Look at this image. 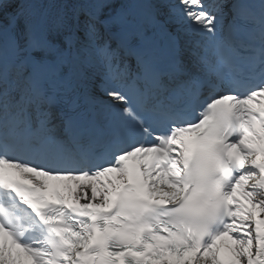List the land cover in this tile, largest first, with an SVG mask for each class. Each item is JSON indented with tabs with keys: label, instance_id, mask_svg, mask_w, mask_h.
Masks as SVG:
<instances>
[{
	"label": "snow or ice",
	"instance_id": "6c2138e0",
	"mask_svg": "<svg viewBox=\"0 0 264 264\" xmlns=\"http://www.w3.org/2000/svg\"><path fill=\"white\" fill-rule=\"evenodd\" d=\"M0 264H264V0H0Z\"/></svg>",
	"mask_w": 264,
	"mask_h": 264
},
{
	"label": "bare ground",
	"instance_id": "6f19581e",
	"mask_svg": "<svg viewBox=\"0 0 264 264\" xmlns=\"http://www.w3.org/2000/svg\"><path fill=\"white\" fill-rule=\"evenodd\" d=\"M98 95H99L100 97L106 96L104 93L99 92V91H98Z\"/></svg>",
	"mask_w": 264,
	"mask_h": 264
}]
</instances>
